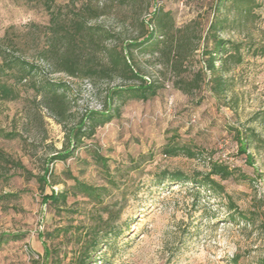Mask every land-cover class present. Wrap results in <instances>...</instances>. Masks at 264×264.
Wrapping results in <instances>:
<instances>
[{"label": "rangeland", "instance_id": "1", "mask_svg": "<svg viewBox=\"0 0 264 264\" xmlns=\"http://www.w3.org/2000/svg\"><path fill=\"white\" fill-rule=\"evenodd\" d=\"M46 1L63 7L61 22L82 10L89 25L109 34L96 36L103 49L89 50L96 62H105V48L142 40L158 28L160 46L133 51L141 76L156 83V95L141 100L124 93L113 100V88L142 81L119 72L71 77L57 71L48 51L53 34ZM162 12L173 18V27L164 21L171 30H160ZM217 16L224 20L217 36L242 46L241 61L223 66L226 86L219 92L203 54ZM0 44L37 66L23 81L18 72L10 75L17 97H0V129L15 134L0 136L8 160L0 159V233L21 236L0 248V264H74L78 240L96 229L120 233L112 249L102 243L105 252L95 264H264V149L251 141L241 154L238 139L264 138V0L221 6L217 0H0ZM51 81L67 87L53 97ZM104 108L120 113L98 124L67 160L51 162L86 113ZM169 145L195 155L166 154ZM214 162L231 168L226 179L213 177L222 189L170 179L182 172L201 180ZM70 176L105 187L103 204L82 195L59 206L47 202L46 195L70 190ZM59 228L69 232L57 236Z\"/></svg>", "mask_w": 264, "mask_h": 264}, {"label": "trees", "instance_id": "2", "mask_svg": "<svg viewBox=\"0 0 264 264\" xmlns=\"http://www.w3.org/2000/svg\"><path fill=\"white\" fill-rule=\"evenodd\" d=\"M123 3L126 0H117ZM218 5H224L228 0H217ZM236 4H246L249 0H231ZM47 9L50 11V21L53 34V40L49 46L48 51L51 52L54 58V65L57 71L65 72L71 77H75L78 72L87 76L94 75H108L112 72H119L128 79H140L142 82L138 86H132L129 88H113L110 97L114 100L115 97L122 96L124 93H132L138 99L148 100L150 97L156 95L157 86L155 82H148L137 70L134 62V50L146 49L147 45H154L156 47L160 46L162 41L158 40L156 32L159 30L156 28L152 29L147 36L142 39L131 40L125 43L123 46H112L111 48H105L107 50L105 62L97 61L92 57V51L90 48H95V50L103 49L100 42L96 40V36H108L109 34L101 32L100 26H91L88 20L84 18L83 11L75 13L74 16L69 19V23L64 20L61 22L62 6H56L51 4V2H44ZM247 7V6H246ZM98 9V8H97ZM89 10V9H88ZM90 11V10H89ZM159 13V12H158ZM158 13H155L153 19L158 17ZM99 15L98 10L94 12L92 17H97ZM68 17V16H67ZM167 18V19H164ZM151 21V19H150ZM153 21V20H152ZM168 21L169 27H173L174 21L168 12H162L160 18L158 19V26L160 30H171L166 27ZM63 23V24H62ZM143 26L145 22H142ZM224 29V20L219 16L215 17L214 20L210 22L208 33L204 40H206V49L204 53L208 56L207 60H204L205 67L212 74L211 80L216 84L215 87L219 91H224L226 82L221 76L222 68L231 59H237V62L241 61V56L237 53L240 52L241 44L228 42L220 39L216 32ZM169 37V35H168ZM172 38L165 40L166 46H169ZM211 47L209 48V45ZM95 45V46H94ZM173 45L169 46L170 50ZM183 45L180 43L179 47ZM93 48V49H94ZM172 52V51H171ZM220 57V58H219ZM183 59V58H182ZM219 61V65H217ZM96 63V64H95ZM37 69V66L27 60L21 58L18 55H14L9 49L3 47L0 44V97L2 99H14L19 95V92L15 84L10 83L9 77L11 74L18 72L20 74V80L23 81L27 78V75ZM51 86V87H50ZM67 87L65 82H49V88L47 91H53V97L58 96V90ZM184 92H188V88L182 87ZM53 105L52 109H56ZM62 111V108L58 109ZM119 110L112 108H104L102 110H90L86 113V116L80 122V125L73 129L66 135V145L62 150L57 151L52 157L51 162L56 160H67L71 157L75 150L83 145L84 137H91L96 126L99 124H105L110 122L114 117L119 115ZM264 114V112H262ZM0 136L5 138H14L15 134L11 132H6L0 129ZM240 143L239 153H247L248 144L253 141L257 148L264 149V138L254 133L251 136H246L238 138ZM165 153L169 155H177L179 153H186L190 157H194V153L189 148H184L178 145H169L165 148ZM95 160L104 168H108L106 164V159L100 154L94 156ZM248 160H251V156H247ZM0 159L8 161L3 153L0 151ZM16 167H21L20 164L15 163ZM50 172L49 166L45 168V173L40 177L42 184L47 183V175ZM231 174V168L222 163L214 162L211 165L210 171L206 173L201 180L186 176L182 172H176L171 174L170 179L176 184H184L188 182H194L198 186L208 188V187H218L222 189L220 183H218L213 177L218 176L221 179H226ZM73 180L70 190L54 191L45 198L47 202L59 206L61 203L66 204L70 195L76 197L77 195H82L95 201L97 204H103V198L107 189L105 187H95L84 182L79 181L76 177L70 176ZM113 181V180H112ZM114 229V228H113ZM57 236L67 234L65 228H59L56 231ZM105 231V235H100L99 231L93 230L90 234L83 240H78L80 245L78 253H76V258L74 264H95L97 260L105 250H102V243L105 249H112L115 245V241L119 237L120 232H115L109 235ZM21 236L9 233H0V248L13 240L20 239ZM105 239V240H104ZM102 252V253H101ZM100 253V254H99ZM104 254V253H103Z\"/></svg>", "mask_w": 264, "mask_h": 264}, {"label": "built area", "instance_id": "3", "mask_svg": "<svg viewBox=\"0 0 264 264\" xmlns=\"http://www.w3.org/2000/svg\"><path fill=\"white\" fill-rule=\"evenodd\" d=\"M169 104H170V106L173 104V99H172V97L169 98Z\"/></svg>", "mask_w": 264, "mask_h": 264}]
</instances>
